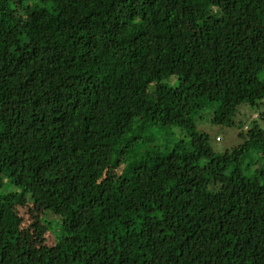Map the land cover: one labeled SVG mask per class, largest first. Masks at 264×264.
Returning <instances> with one entry per match:
<instances>
[{
    "label": "trees",
    "instance_id": "16d2710c",
    "mask_svg": "<svg viewBox=\"0 0 264 264\" xmlns=\"http://www.w3.org/2000/svg\"><path fill=\"white\" fill-rule=\"evenodd\" d=\"M243 107L264 0H0V264H264V112L205 131Z\"/></svg>",
    "mask_w": 264,
    "mask_h": 264
},
{
    "label": "rangeland",
    "instance_id": "374dc122",
    "mask_svg": "<svg viewBox=\"0 0 264 264\" xmlns=\"http://www.w3.org/2000/svg\"><path fill=\"white\" fill-rule=\"evenodd\" d=\"M243 108L245 109L242 110V115L239 113L236 117V126L221 127L215 124H209L205 128V131H207L211 137V144L217 153L223 154L227 150L232 149L240 144V130L238 129V126H240L241 123H249L251 117L258 118V116V119L263 120V114L260 112H264V108H262L261 111L258 110V108ZM260 123L264 125V122L260 121ZM171 130L175 133L173 135H177L178 132H175L173 129ZM217 137H220L221 139L219 142L216 140ZM182 138L183 136L179 134L175 140L178 142ZM17 212L20 218L19 221L22 225L19 239V244L21 246L29 244L42 246L44 244L50 245L52 243L51 236L44 230L45 221L43 218V211L38 206L24 205L19 207Z\"/></svg>",
    "mask_w": 264,
    "mask_h": 264
},
{
    "label": "clouds",
    "instance_id": "9594fccd",
    "mask_svg": "<svg viewBox=\"0 0 264 264\" xmlns=\"http://www.w3.org/2000/svg\"><path fill=\"white\" fill-rule=\"evenodd\" d=\"M218 138H219V140H218ZM216 140L219 142L221 139H220V137H217V139H216Z\"/></svg>",
    "mask_w": 264,
    "mask_h": 264
},
{
    "label": "built area",
    "instance_id": "2783aa9c",
    "mask_svg": "<svg viewBox=\"0 0 264 264\" xmlns=\"http://www.w3.org/2000/svg\"><path fill=\"white\" fill-rule=\"evenodd\" d=\"M218 140H219V138H218Z\"/></svg>",
    "mask_w": 264,
    "mask_h": 264
}]
</instances>
